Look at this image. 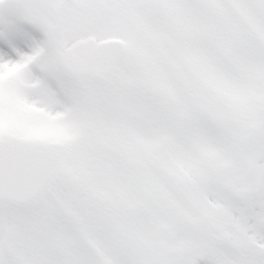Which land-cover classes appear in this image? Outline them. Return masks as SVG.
I'll use <instances>...</instances> for the list:
<instances>
[{
	"label": "snow or ice",
	"instance_id": "6c2138e0",
	"mask_svg": "<svg viewBox=\"0 0 264 264\" xmlns=\"http://www.w3.org/2000/svg\"><path fill=\"white\" fill-rule=\"evenodd\" d=\"M0 264H264V0H0Z\"/></svg>",
	"mask_w": 264,
	"mask_h": 264
}]
</instances>
